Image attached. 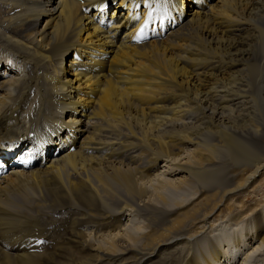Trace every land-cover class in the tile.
<instances>
[{
	"label": "bare ground",
	"instance_id": "obj_1",
	"mask_svg": "<svg viewBox=\"0 0 264 264\" xmlns=\"http://www.w3.org/2000/svg\"><path fill=\"white\" fill-rule=\"evenodd\" d=\"M259 170L264 0H0V264H231L166 193Z\"/></svg>",
	"mask_w": 264,
	"mask_h": 264
},
{
	"label": "rangeland",
	"instance_id": "obj_2",
	"mask_svg": "<svg viewBox=\"0 0 264 264\" xmlns=\"http://www.w3.org/2000/svg\"><path fill=\"white\" fill-rule=\"evenodd\" d=\"M229 35H231V33H229ZM54 62L57 63L58 60L55 59ZM107 137L108 139L105 140V143L109 145H115L116 147V144L112 143L113 138L110 136ZM185 150L189 153L191 151V148L187 145ZM180 157L183 158L185 156L181 154ZM165 168L166 167L164 166V162L160 161L156 169L152 171L151 176H162L161 178L174 180V182H177L178 178L183 177V175H181L180 173H171L170 175V173L165 172V174L163 175L162 173L166 171ZM235 178H237L236 180H238L239 176H236ZM195 187V185H192L191 187L186 189L184 188L183 190H170L167 191L166 194L167 198L172 203L182 202V200L184 201V206L182 209L183 212L180 217L186 215L191 209L198 210L200 208L202 211L200 213V220L198 219V227L195 228L197 231H202L203 229H205L206 232L204 233L205 236L199 234L201 236L199 237V241L201 242L199 245V250L201 251L198 250L197 252L195 250L194 252L196 253V255L200 256L201 254L200 257H204L211 253L210 251H212V244L206 242V239H204L206 237V234H209L212 235V237L217 236V243L216 240L215 243L216 245H221V249H223L224 251L223 252L220 249L222 253L228 254L227 256L223 254V257L225 256L224 258H226V261L233 260L232 262L237 261L236 263L239 262L238 264H240L241 262L242 264H264V243H260L262 234H258L259 239L256 240L254 238L256 236V225H254L253 227V224L256 222V216L261 220H264V171L262 172L259 170L255 177L252 178L251 181H249V183L238 190L232 189L231 194L229 193V195H227L223 199H221L222 196L215 195L213 193L196 194V192H198V188ZM199 201L200 203L198 204ZM214 201H218V204L216 202L215 203L218 206L221 205L222 207H220V210L217 212L213 211L214 215L208 216L207 219L206 217L204 218V214L213 207L212 205ZM128 215L129 214L126 213V218H123L122 220V223H124L121 225V230L131 228L143 234V230L145 228L142 227V219L134 217L133 220L127 221V218L129 217ZM205 219L206 221L204 223H201L202 220L204 221ZM83 229L84 228H81L80 230L84 232L85 229ZM91 229L92 228H88L85 230V232H87V234H90ZM92 231L94 232V229ZM116 233L117 231H115V233L113 232L110 237H113L114 235H116ZM108 238L109 235H105V237H103L104 240H107ZM234 242H236L237 244L235 245ZM238 248H240V252L242 251L241 253H238ZM227 257H232V259ZM233 257L235 259H233Z\"/></svg>",
	"mask_w": 264,
	"mask_h": 264
}]
</instances>
